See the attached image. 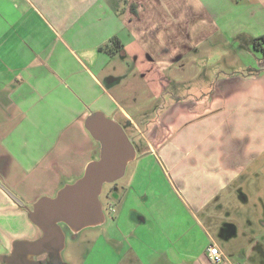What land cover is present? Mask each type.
<instances>
[{"label":"crops","instance_id":"crops-1","mask_svg":"<svg viewBox=\"0 0 264 264\" xmlns=\"http://www.w3.org/2000/svg\"><path fill=\"white\" fill-rule=\"evenodd\" d=\"M220 11L221 19L214 0H0V183L22 196L26 175L46 171L55 140L78 124L89 106L90 112L119 114L140 131L131 111L106 87L119 79L107 84L102 77L112 59L113 38L123 55L135 53V64L146 52L162 72L184 62L189 51L199 50L220 29L229 36H264L254 25L238 26L251 19L264 28V0H224ZM223 12L228 14L224 20ZM261 46L264 53V42ZM241 47L250 50L248 41ZM254 56L255 65L242 76L208 78L199 91H189L194 99L165 92L170 87L163 83L162 113L141 155L157 161L191 215L179 218V226V219L169 221L166 214L134 211L125 227L129 247L99 253L101 264L109 258L111 264H217L207 253L212 240L225 254L218 264H264V56ZM155 68L142 78L155 73L159 79ZM102 98L107 105H99ZM51 164L61 169L66 162L63 157ZM157 201L162 208L172 204ZM17 209L21 206L0 184L4 264L16 238L41 235L20 212L11 213ZM121 219L113 220L119 232ZM44 258L39 257L46 264Z\"/></svg>","mask_w":264,"mask_h":264},{"label":"rangeland","instance_id":"rangeland-1","mask_svg":"<svg viewBox=\"0 0 264 264\" xmlns=\"http://www.w3.org/2000/svg\"><path fill=\"white\" fill-rule=\"evenodd\" d=\"M237 1L232 0L233 3H237ZM246 3L248 2L244 1L243 4ZM214 8L218 10V13H216L217 16L220 15L221 19L222 12L220 10L224 8V0H214ZM227 8L230 11L229 7ZM226 15L228 14L223 12V20ZM240 24L243 26L254 25L256 27L255 30H264V28L251 19L239 22L238 26ZM252 38L254 36L248 33L235 34V36L231 34L229 36L228 31L220 29L199 50L195 51L192 49L189 51L184 62L175 63L171 68L168 67L162 72H159L155 68L157 66L156 63L148 60L146 52L143 53L142 59L137 64L133 62L135 60L133 59L135 53L130 57V52L128 55H123L121 50L109 52L112 59L109 60L102 77L106 81L109 77L108 75L111 74V77L119 79V82L112 85V87H106H109L108 89L113 93L114 97L131 111L133 117L140 125V131L124 121L119 114L110 116L123 126L129 139L135 146L138 157L129 163L126 174L122 178L114 183H106L104 185L101 200L106 212V221L103 226L82 229L76 236L67 234L66 246L62 252L65 264H101L99 253L103 251L108 252L112 247L118 248V250H126L130 245V238L125 236L129 232L128 228L125 227L127 221L129 222L130 219L135 217L134 211H138L145 216L166 214V218L169 221L174 218L176 221L179 218L188 220L187 218L190 217L191 213L176 200L177 197L171 192V181L162 172L160 165L153 157L141 155L142 151L147 148L146 138H152L151 127H153L154 121H157L159 115L162 113L159 109V105L164 101V96L161 95V92H163L161 87L162 85L164 86L163 83L165 82L170 87L165 92L174 90L184 97L182 99H185V97L192 98L190 96L192 92L197 87L199 91L200 86L206 83L208 78H213V81H217L223 76H242L246 73L249 65H255L257 57L254 54L259 58L264 56L263 50L255 48ZM243 41L249 42L250 50L241 47ZM130 50L133 51L132 49ZM188 61L189 63H186ZM129 64H131V67ZM146 64L149 66L148 69ZM151 68H155V71H158V74H160L159 79L155 80L158 76L155 73L148 74L142 78L143 72H154ZM175 77H179L178 80ZM149 80H151V83H149ZM166 84L165 86H167ZM160 89L161 91H159ZM98 103L99 105H107L105 98H102ZM89 113L90 106L76 120L79 121L78 124L75 122L55 140L49 161L46 163V171L38 170L26 175L25 181L27 183L22 185V192H20L22 196H18L19 192L10 190L3 182L0 183L1 186L9 189L10 192L18 196L23 202L24 208L12 210V214H19L20 212L22 220L30 222L26 208H30L41 196H55L60 186H63L65 183L74 182L78 179L76 177L83 173L85 165L90 160L99 157L98 143L84 128V117ZM63 157L66 162L64 168L54 169L55 166L51 162L54 159L60 160ZM68 162L71 163L67 165ZM256 185L259 184L256 183ZM161 190L163 191L160 193ZM158 198L170 201L172 204L170 206L167 204L168 206L164 208L158 207ZM116 217H122L121 221L123 223L120 232L116 231L113 227V220ZM129 228L131 229L132 227L130 226ZM181 230L185 231L184 228ZM154 232L153 230L151 235ZM117 236L125 238L117 242L115 241V237ZM17 239L31 238H16L15 240ZM200 239V241L207 242L205 235H201ZM134 244L137 245L136 243ZM108 255L106 258L109 257ZM112 262V259L109 258L106 263L111 264ZM0 264L4 263L0 260Z\"/></svg>","mask_w":264,"mask_h":264},{"label":"water","instance_id":"water-1","mask_svg":"<svg viewBox=\"0 0 264 264\" xmlns=\"http://www.w3.org/2000/svg\"><path fill=\"white\" fill-rule=\"evenodd\" d=\"M114 77L105 81L110 84ZM85 127L99 145V157L89 161L84 173L74 182L64 184L55 196H41L27 215L41 232L36 239H17L12 250L3 257L5 264H44L39 259L46 254L47 264H65L62 252L66 246L65 225L72 235L82 229L100 226L106 221L101 194L106 183L122 178L137 151L123 126L102 110L91 111ZM20 205L21 199L3 186Z\"/></svg>","mask_w":264,"mask_h":264},{"label":"built area","instance_id":"built-area-1","mask_svg":"<svg viewBox=\"0 0 264 264\" xmlns=\"http://www.w3.org/2000/svg\"><path fill=\"white\" fill-rule=\"evenodd\" d=\"M207 253H208L209 258L214 263H217V264L221 263L225 259L224 252L221 250L220 246L214 240H212V242L208 246Z\"/></svg>","mask_w":264,"mask_h":264},{"label":"trees","instance_id":"trees-1","mask_svg":"<svg viewBox=\"0 0 264 264\" xmlns=\"http://www.w3.org/2000/svg\"><path fill=\"white\" fill-rule=\"evenodd\" d=\"M252 41L255 45V48H261L262 47L261 44L264 42V36L254 37V38H252ZM112 42L115 44V46H114V49L111 48L110 50H108V52H110V53L114 52L115 50L120 49V47H121L120 41L118 39L113 38ZM101 49H105V48H101Z\"/></svg>","mask_w":264,"mask_h":264},{"label":"flooded vegetation","instance_id":"flooded-vegetation-1","mask_svg":"<svg viewBox=\"0 0 264 264\" xmlns=\"http://www.w3.org/2000/svg\"><path fill=\"white\" fill-rule=\"evenodd\" d=\"M18 203V202H17ZM19 204V203H18ZM20 205V204H19ZM21 207H23V204L22 205H20ZM103 207H104V204H103ZM24 208V207H23ZM26 210H27V208H26ZM104 210H105V208H104ZM106 213V212H105ZM63 227H64V229H65V232H66V237H67V234H70L71 236H76V235H72V232L65 226V225H63ZM47 259H48V256L46 255V258H44V261L46 262V264H47Z\"/></svg>","mask_w":264,"mask_h":264}]
</instances>
